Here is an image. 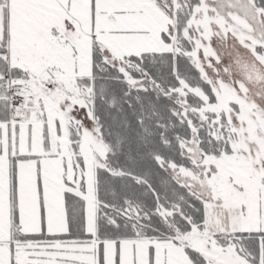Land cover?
Instances as JSON below:
<instances>
[{"label": "snow or ice", "instance_id": "obj_1", "mask_svg": "<svg viewBox=\"0 0 264 264\" xmlns=\"http://www.w3.org/2000/svg\"><path fill=\"white\" fill-rule=\"evenodd\" d=\"M0 264H264V0H0Z\"/></svg>", "mask_w": 264, "mask_h": 264}]
</instances>
